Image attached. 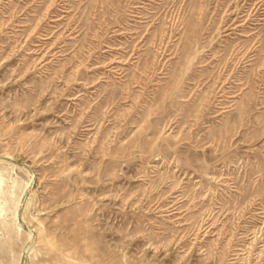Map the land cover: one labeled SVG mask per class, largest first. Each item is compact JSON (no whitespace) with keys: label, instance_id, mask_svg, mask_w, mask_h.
Returning a JSON list of instances; mask_svg holds the SVG:
<instances>
[{"label":"rangeland","instance_id":"obj_1","mask_svg":"<svg viewBox=\"0 0 264 264\" xmlns=\"http://www.w3.org/2000/svg\"><path fill=\"white\" fill-rule=\"evenodd\" d=\"M0 264H264V0H0Z\"/></svg>","mask_w":264,"mask_h":264}]
</instances>
